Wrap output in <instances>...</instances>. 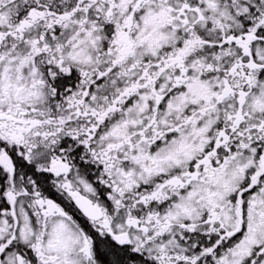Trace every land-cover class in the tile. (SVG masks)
<instances>
[{"label": "snow or ice", "instance_id": "snow-or-ice-1", "mask_svg": "<svg viewBox=\"0 0 264 264\" xmlns=\"http://www.w3.org/2000/svg\"><path fill=\"white\" fill-rule=\"evenodd\" d=\"M0 264H264V0H0Z\"/></svg>", "mask_w": 264, "mask_h": 264}]
</instances>
